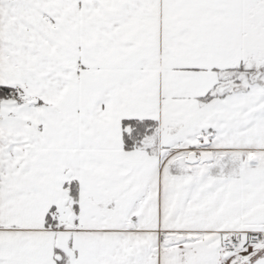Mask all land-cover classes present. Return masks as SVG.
Instances as JSON below:
<instances>
[{
    "label": "snow or ice",
    "instance_id": "6c2138e0",
    "mask_svg": "<svg viewBox=\"0 0 264 264\" xmlns=\"http://www.w3.org/2000/svg\"><path fill=\"white\" fill-rule=\"evenodd\" d=\"M0 264H264V0H0Z\"/></svg>",
    "mask_w": 264,
    "mask_h": 264
}]
</instances>
